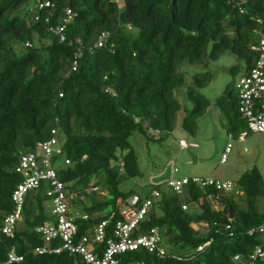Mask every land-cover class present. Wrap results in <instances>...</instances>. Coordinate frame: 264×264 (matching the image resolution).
Instances as JSON below:
<instances>
[{
    "label": "trees",
    "instance_id": "trees-1",
    "mask_svg": "<svg viewBox=\"0 0 264 264\" xmlns=\"http://www.w3.org/2000/svg\"><path fill=\"white\" fill-rule=\"evenodd\" d=\"M31 1L34 9L45 1L53 7L39 11L35 20L27 9ZM67 10L73 17L60 42L49 29L63 24ZM103 33L108 37L98 47ZM261 35L264 0H123L122 8L114 0H0V223L13 211L12 194L22 182L14 171L19 154L34 152L55 131L64 141L63 156L53 163L59 179L70 191L95 181L105 193L75 202V209L88 216L76 220L77 241L104 220H110V231L125 200L136 194L123 186L142 175L130 139L136 133L157 139L150 135L154 130L162 141L176 127L182 104L175 93L186 83L179 68L207 67L229 52L243 63L230 72L245 76ZM211 79L209 71L195 74L187 89L194 106L184 110L182 127L192 136L211 105L199 91ZM216 104L228 135L251 134L239 113L236 83ZM154 189L160 196L136 235L159 228L168 246L187 253L169 251L158 259L147 251L128 252L116 256L120 264L142 259L147 264H245L257 247L264 251V236L250 233L264 223V178L257 167L228 193L189 184L177 194L167 182ZM47 190L43 183L28 194L15 237L0 245V264H7L13 247L23 261L12 264H86L68 251L35 254L44 246L35 228L52 221ZM199 247L202 251L195 252ZM237 255L242 262L234 261Z\"/></svg>",
    "mask_w": 264,
    "mask_h": 264
},
{
    "label": "built area",
    "instance_id": "built-area-1",
    "mask_svg": "<svg viewBox=\"0 0 264 264\" xmlns=\"http://www.w3.org/2000/svg\"><path fill=\"white\" fill-rule=\"evenodd\" d=\"M119 2L120 0H114ZM53 4L50 1L40 2L37 9L31 11L35 14V20L40 19L38 14L41 10L50 9ZM73 17L71 10L66 11V17L63 24L57 27L51 26L49 31L54 33L60 42L66 40L65 28ZM49 20L46 19V22ZM108 37L103 33L97 43L102 47L104 40ZM29 45V44H28ZM257 52L254 65L245 76H242L236 85L239 97V113L246 121L248 129L253 134H259L264 138V36L261 35L258 43L252 48ZM77 61L73 63V69L77 68ZM54 137L49 141L39 143L34 152L20 153L17 165L14 171L21 175L22 182L17 185L12 194L13 211L6 214L0 223V245L4 238L13 239L22 222L24 205L28 194L31 191L38 190L43 183L48 186L47 197L51 207L50 216L52 221L46 222L35 228V232L41 235L44 246L36 248L35 254H60L68 251L71 254L78 255L86 264H120L117 255L128 252L147 251L155 255L158 259H165L169 250L165 238L159 228H153L145 234L136 235L138 225L143 222L150 212L155 199L159 198L160 193L153 189L149 195L140 194L130 195L123 203L119 219L109 231L110 220L101 221L95 226L93 231L83 236L77 241L78 226L77 219L87 220L88 216L83 215L75 209V202L78 199L85 198L86 195L97 192L101 193V187L92 182L82 191H70L67 184L62 182L54 168L55 158L63 156L64 141L57 137L55 131ZM150 135L157 138L159 131H150ZM233 140V135H228ZM244 140V136L239 138ZM180 147L185 149L197 148V145L187 144L186 141H180ZM233 144L229 142L225 153L221 157V163H226L228 154L232 152ZM65 165H70L71 161L66 159ZM123 167L124 163H119ZM178 172L173 171V175ZM189 184H195L201 188L214 187L221 192H231L235 189V183L224 181L213 177H182L172 178L167 181L170 187L177 194H183L184 189ZM186 209V206H183ZM258 232L264 236V223L251 229L250 233ZM59 240L60 246L54 247L53 243ZM199 247L195 252L202 251ZM264 257L262 247H257L245 264H258L260 258ZM240 255L235 256L234 261L242 262ZM23 261V257L18 255L13 247L8 254L7 264ZM127 264H147L145 259Z\"/></svg>",
    "mask_w": 264,
    "mask_h": 264
},
{
    "label": "rangeland",
    "instance_id": "rangeland-1",
    "mask_svg": "<svg viewBox=\"0 0 264 264\" xmlns=\"http://www.w3.org/2000/svg\"><path fill=\"white\" fill-rule=\"evenodd\" d=\"M123 7V0L119 1ZM35 2H30L27 9H34ZM243 64L235 55L227 52L219 59L211 61L209 66L182 65L178 72L184 73L186 83L176 90V97L182 104V110L178 112L176 127L162 141L150 140L140 133H136L130 139L132 147L138 155L139 166L142 175L128 181L123 189L133 190L138 194H148L156 186H165L169 179L182 177H213L224 181H236L247 171L257 167L264 178V138L259 134H249L244 140L229 139L226 119L222 109L216 104L217 99L223 95L230 83L239 82L241 73L234 75L231 68ZM211 72L212 79L209 84L199 91L211 101L206 113L199 118V129L196 136H192L182 127L185 116L184 110H191L194 102L188 97L187 89L193 84L195 74ZM197 145L191 148L198 157L196 164H187L190 158L187 149L180 147V141ZM232 142V152L228 154L226 163H221V157L225 153L226 146ZM178 172L173 175V171ZM101 196L105 193L101 192ZM242 207L243 201H239ZM169 251L187 253L167 245Z\"/></svg>",
    "mask_w": 264,
    "mask_h": 264
},
{
    "label": "water",
    "instance_id": "water-1",
    "mask_svg": "<svg viewBox=\"0 0 264 264\" xmlns=\"http://www.w3.org/2000/svg\"><path fill=\"white\" fill-rule=\"evenodd\" d=\"M187 154L190 158V161L187 164H196L198 161V157L192 152L191 149H187Z\"/></svg>",
    "mask_w": 264,
    "mask_h": 264
}]
</instances>
